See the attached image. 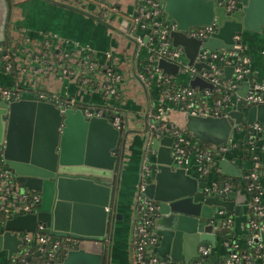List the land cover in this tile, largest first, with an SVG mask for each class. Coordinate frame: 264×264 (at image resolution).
Masks as SVG:
<instances>
[{
	"label": "water",
	"instance_id": "water-1",
	"mask_svg": "<svg viewBox=\"0 0 264 264\" xmlns=\"http://www.w3.org/2000/svg\"><path fill=\"white\" fill-rule=\"evenodd\" d=\"M48 1L84 12L115 28L126 38L127 43L132 44V61L138 56L139 48L144 45L148 48L147 37L156 27L151 24L153 15L145 16L149 6L145 0H134L137 7L130 13L121 12L120 4L117 3L110 4L111 6L100 4L104 0L96 1L98 12H90L60 0ZM160 1L164 13L162 19L175 22V27L169 30L172 45H181L188 63L197 69L208 67V64L194 60L199 47L220 51L236 48L235 45L247 47L248 39H255L258 33L264 34V0H234L229 8L228 1ZM11 7V0H0V43L7 47L1 53H10L13 68L16 66L14 53L5 44ZM110 14H118V20L122 19L120 27H115L108 21ZM124 14L126 15L123 16ZM139 22L148 29L142 41L136 33ZM212 22L216 23L217 28L205 39L185 32L191 25ZM153 35L155 38L156 35ZM65 40L68 42L70 39ZM74 43L76 45L71 49H66L58 41L54 42L45 35L38 45L39 50L31 51V54L25 51V54L32 57L37 54L39 62L57 61L55 70L61 77L64 75L61 73L63 66L60 67L59 64L73 57V63L79 67L77 82L81 86L89 87V91H101L106 98L112 96L114 100L119 99L122 74L109 63L107 66L120 74V80L111 82L105 77L99 79L96 71L105 73L107 66L101 68L102 61L91 49V58L98 65L95 68L85 65L81 61L80 50L82 46H89L77 41ZM63 51L68 52L70 57L61 56ZM106 56L110 57L111 52L106 51ZM156 65L162 74L174 77L179 74L178 64L163 56L158 57ZM23 67L24 73L30 71L29 65ZM233 67L231 63L225 64L220 80H230ZM69 68L73 73L66 75L74 76L76 70ZM134 75L147 95L146 82L135 71ZM105 81L115 86V92H105L100 87ZM187 81L191 89L198 93L204 88L213 89V82L198 74L188 77ZM249 86L244 79L240 80L235 89L239 97L235 107L228 110L226 115L185 113L184 126H176L185 133L188 131L195 139L213 144L212 148L226 144L229 150L233 144L232 136L245 124L255 120L264 121V103H248L245 99ZM23 94L24 90L19 98L12 99L0 95V165L8 167L21 186L38 191L41 199L37 209L32 212L15 215L2 212L0 251L6 249V252L0 254V264H110L115 220L122 218V213L117 212L120 185L123 172L128 168L126 166H131L129 158L132 152L140 159L134 202L137 208L143 197L151 201L149 213L159 237L150 251L172 260L190 263L198 255L199 244L209 243L214 248L218 236L222 237V241L236 236L234 223L230 226L217 223L219 216L216 211L219 206L223 207L233 218V222L235 216L243 212L247 194L245 196L244 185L240 184L239 179L246 170L245 159L238 163L235 157H226V151L220 154L219 173L224 176L220 181V188L226 180L232 186L225 193L218 191L208 194L204 191V179L192 175L174 161L173 144L176 137L170 131V123L163 129L164 120L154 121L149 112H145L140 117L141 120L137 118L134 127L128 128L126 117L121 113L123 125L118 128L112 124V114L109 113L120 111L116 102L91 105L77 98L73 102L71 97L56 94H49L56 96L47 99L37 97L36 93L29 97ZM98 108L104 109L100 115L94 113ZM86 110L93 113L87 115ZM130 133L136 136L128 141ZM134 151L139 152L135 154ZM239 187L240 194L236 196ZM38 223L44 224V232L50 235V241L71 236L78 240L76 245L67 248L55 262H45L33 236ZM23 251H26L24 261L19 257ZM34 255L38 257L37 262L33 259ZM221 261L213 249L206 263L216 264Z\"/></svg>",
	"mask_w": 264,
	"mask_h": 264
},
{
	"label": "built area",
	"instance_id": "built-area-1",
	"mask_svg": "<svg viewBox=\"0 0 264 264\" xmlns=\"http://www.w3.org/2000/svg\"><path fill=\"white\" fill-rule=\"evenodd\" d=\"M228 1L229 8L234 0H216L217 3ZM149 5L146 9L145 16L153 15L151 24L156 25L149 35V51L146 65L147 73L140 72L139 76L144 82L152 83L153 77L156 75L161 83V92L163 98L158 105H155L149 112L154 121L163 120L170 107H175L184 113H192L197 115H226L228 110L234 108V91L240 80L245 79L250 72L249 56L240 45H235L236 48L229 50H212L207 47H199L194 57L195 61L208 64V67L202 66L197 69L193 64L188 63L181 45H172L169 37V30L175 27V22H167L162 19L164 13L160 6V0H145ZM142 11V8L140 9ZM143 15V14H142ZM217 28L216 23L199 24L189 26L185 32L187 35L196 38L205 39ZM156 37L154 38V35ZM142 41L141 37H138ZM156 41L154 44L153 41ZM3 48H7L0 43V65L4 70L12 69V60L10 53L6 51L1 53ZM242 52L240 54L239 52ZM81 61L90 68L97 67V62L91 58L90 48L82 47ZM31 54V50L27 51ZM63 57H70L68 52L60 53ZM84 55V57H82ZM163 56L179 66V73L184 72L188 77L196 74L213 82V89L220 90L221 85L225 84L231 90V94L225 93L222 97L212 100L211 104L206 98L210 92L208 88H204L200 93L195 92L191 87L184 82L178 83L177 86L171 87L173 78L171 74H162L161 69L156 65L158 57ZM79 57V58H80ZM233 64L232 77L228 81L220 80L223 75V66L225 64ZM61 73L66 75L73 73V70L68 66L61 68ZM149 73V74H148ZM105 79L112 81L120 80V74L112 70L111 66L105 68ZM108 81L101 83V88L105 92H115V86ZM22 91L19 87H0V95L6 99L19 98ZM37 97L47 99L55 98L56 95H49L43 91H36ZM248 103H264V78L250 82L248 92L245 96ZM104 112L103 108H98L94 113L100 115ZM93 112L86 110V114L90 115ZM112 114V124L116 127L123 125L122 114L118 110L109 111ZM153 125V124H152ZM245 128V141L249 143L247 151L250 152V160L252 165L247 171H244L242 178L245 180L243 189L247 194L246 206L249 212L247 220L246 244L240 245L234 239L224 238L223 244L227 248V254L222 260L223 264H264V252L260 249L264 247V170H258L261 165L262 158L264 159V143L257 145L259 139L264 134V121L255 120L247 123ZM171 133L176 137L173 144L174 161L183 166L192 175L199 176L206 181L204 191L208 194L215 192H226L231 188L230 181H225L224 186L220 188V181L224 176L219 173L217 179H212L211 162L215 155L220 156L227 151L226 144H219L215 147H206L198 145L192 141L191 135L183 132L176 125L171 126ZM235 144L233 143L232 146ZM259 150V151H258ZM146 169V166H143ZM40 193L21 186L16 179L15 174L6 166L0 165V211L6 215H15L19 213L32 212L37 209L40 203ZM151 201L143 197L137 204V215L133 223L134 237H133V253L131 264H207L209 255L213 251V247L208 244H199L197 247L198 255L190 263H184L181 260H172L169 257L158 255L151 248L157 244L159 237L155 233L153 220L149 213L151 208ZM216 214H218L217 223L222 226H230L233 223V218L229 216L228 212L221 206L218 207ZM255 214V217L253 216ZM45 226L43 223H38L33 236L37 241V249L40 250L45 262H55L58 257H61L65 250L74 247L77 239L71 236L60 237L54 241L49 240V234L44 232ZM256 242L254 253L248 252L246 247ZM26 251H23L19 257L24 261ZM254 256L261 258L260 263L254 261Z\"/></svg>",
	"mask_w": 264,
	"mask_h": 264
},
{
	"label": "crops",
	"instance_id": "crops-1",
	"mask_svg": "<svg viewBox=\"0 0 264 264\" xmlns=\"http://www.w3.org/2000/svg\"><path fill=\"white\" fill-rule=\"evenodd\" d=\"M32 2L31 7H29L28 9V15L29 18L32 19V24L34 25V21L36 22H40L43 21L44 23H41L38 26L35 27H29L25 25H18V29H28L32 32V35L34 36V38H36L37 34L42 33V32H49L47 31V28H51L52 32L51 34H53L54 36H59V35H68L66 36V38H71L72 44L76 45L74 42H79V44L81 45H88L89 48L95 53L96 57L98 56L96 54L97 51H100L102 48H106L107 49L105 51H109L111 52V56L109 59V63H112L113 66L115 67L116 64L118 62H123L125 61V56L123 55H118L116 53V50L113 49L111 51V47L113 48V45H117V37H115V32L118 33L120 35V37L122 36L115 28L109 27L107 25H105L104 23L96 20L95 18L91 17L90 15L81 12L79 10L76 9H72L60 4H56L53 2H50L48 0H29ZM93 1V0H91ZM95 1H99V0H95ZM101 1V0H100ZM105 2H99L100 4L104 5V6H111L114 5L115 3H107V0H104ZM34 2V3H33ZM84 0H77V6L84 8L82 5H79L81 3H83ZM111 4V5H110ZM119 4V3H117ZM131 7L130 12H132L137 6H135L134 4V0L133 3H130L126 8ZM88 7H85L84 9L87 10ZM129 12V13H130ZM126 14H124L123 16H125ZM88 19V20H87ZM121 18L119 19V24H115L113 26L115 27H120L121 24ZM112 24V23H111ZM56 34V35H55ZM144 36V35H143ZM143 36H139V37H143ZM28 37V36H26ZM24 38V40L28 41L30 40L28 38ZM70 40H68V42L65 43H69ZM58 44L61 45V43L58 41ZM105 45L104 47H102V45ZM62 46V45H61ZM145 46V45H144ZM83 47V46H82ZM127 47L128 49L132 48V44L131 43H127ZM8 49H10L8 47ZM243 50L248 54L249 56V68H250V72L248 74V76H246V78L244 79L245 82H248L250 84V82L252 81H256V80H261L264 78V34L262 33H258L256 34L255 39H248V45L247 47H243ZM12 52V49H11ZM106 54V53H105ZM30 58L32 59V64H33V68L31 70V72L33 73V78L34 81L36 80V76L38 74H41L43 76H45L46 78L49 77L50 75V71L53 69L55 70V66L57 64H55L57 61H52L50 60L49 62H39L38 59V55L34 54L33 57L30 56ZM115 58H118V61H115ZM137 56L135 57L134 61H132L131 59V54H128V64L130 63L133 69V72L135 71L136 73H140V69L138 70V67L136 66L137 63ZM100 61L104 62V59H99ZM13 62V60H12ZM101 62V63H102ZM139 62V60H138ZM46 63H49L46 65ZM108 63V64H109ZM55 65V66H54ZM24 67H22L23 69ZM22 69L17 68V63L16 66H13V68L11 70H7V72H11L12 75L9 78H13V80L15 81V87H19L21 89V91L23 92H30L31 94L36 93V91H43L45 93H48V91H44L42 89L39 88V84L40 82H38L36 80L34 86H30L29 88H25L22 87L19 84L18 81V77H19V71ZM47 69V70H46ZM5 71L6 70H1L0 69V74L2 75V77L4 79H6L5 77ZM56 73V72H55ZM57 74V73H56ZM58 76V74H57ZM65 76L67 75H63L58 76L59 78H61L62 80L65 79ZM73 76L69 75V83L63 85V88L61 90V94L59 93H48V94H56L57 96H63V97H71L73 102H76L74 99L77 97V86H78V82H76V88L73 89L71 88V85H74L72 82H70L71 78ZM188 79V78H187ZM187 79H184L181 82L187 83L188 81ZM124 80V79H123ZM180 82V83H181ZM72 83V84H71ZM152 83H146L147 85V95H145L144 92V97L142 100L137 101V104L139 105L140 109H141V116H138V118H142L143 114L145 112H150V110L155 106L158 105L161 102V98H160V93L159 91H155L153 88L150 87ZM120 85V83H119ZM21 86V87H20ZM89 88V87H88ZM89 91V90H88ZM128 88L127 89H121V96L122 98L120 99H116L114 100L117 104V106L121 105V102L124 100L126 105L128 106V101H130V96H128ZM238 94L235 93L234 91V102H236V99L238 98ZM121 101V102H120ZM114 103V102H113ZM235 107V104L234 106ZM120 110V109H119ZM122 114H124V117H126V115H128V108H126L124 111L120 110ZM136 111V110H134ZM184 116L185 113L178 110L175 107H170V109H168L167 114L165 116L164 123L162 124V128H165V125L167 123H170L171 126L173 125H180V126H184ZM140 118V120H141ZM139 120V121H140ZM264 135V134H263ZM135 154L136 152L139 151H134ZM135 157V158H134ZM245 159V163H244V168L248 169L251 167L252 162L249 163L250 161L248 160V158H244ZM129 163L131 164V166L127 165L126 167H128L125 172H123V176H122V181H121V192L119 195V199H118V207H117V212L118 213H122V217H123V212L125 211V206L126 204H128V208L130 209V205L132 204V202L134 201V192H135V183L137 180V176H138V172L140 171V159L138 155H134V153H131V156L129 158ZM238 191L236 193V196H238L240 193H238L240 191V187L237 188ZM243 192V191H241ZM246 196V193H245ZM131 210V209H130ZM127 211V210H126ZM134 213V218L132 219V222H130L128 224V228L123 227L121 225L118 224V220H115V231H114V236H113V241H112V248H111V262L110 264H121L120 263V255L121 253L117 252V249L120 248L122 251H124L125 246H127V257L126 254L124 253V260H126V264H131V260H132V253H133V237H134V229H133V223L135 220V217L137 215V208H136V204L134 207V210H131ZM129 212V210H128ZM234 227L235 230L239 231V233L242 231V225L238 224V220L235 216L234 218ZM126 230L127 234L125 235V239L123 240V236L122 233H124V231ZM120 232V233H119ZM247 230L246 232L240 233L241 237H246ZM127 236V237H126ZM245 244H246V238H245ZM243 244V245H245ZM226 248V246H225ZM227 251V248H226ZM6 252V249H2L0 251V253H4ZM213 252V251H212ZM123 259V257H121Z\"/></svg>",
	"mask_w": 264,
	"mask_h": 264
},
{
	"label": "rangeland",
	"instance_id": "rangeland-1",
	"mask_svg": "<svg viewBox=\"0 0 264 264\" xmlns=\"http://www.w3.org/2000/svg\"><path fill=\"white\" fill-rule=\"evenodd\" d=\"M12 1V7L10 10V19H9V24H8V29H7V37H6V43L8 44V47L10 49H12V52L14 53V59L16 60L17 63V68L22 69V67L24 65H29L30 69L32 70L33 68V64H32V59L30 58V56H28L27 54H25V51L27 52L28 50L31 51H35V50H39L38 45L42 42V40L44 39V36L47 35L48 37L52 38L54 42L59 41L62 45V47H65L66 49H71L73 44L70 39V42L67 44L65 43V38L68 35H59V36H53L51 34L52 29L51 28H47V31L49 32H42L37 34L36 38H34V36L32 35V32L28 29H18V25H25L31 27H35L40 25L41 23H44L43 21L40 22H36L34 21V25L32 24V19L29 18V7H31L32 2L29 0H11ZM60 1H64V2H68L71 3L73 5H77V0H60ZM107 3H119L120 4V11L123 13H129L131 10V7L126 8L130 3H133V0H107ZM34 3V2H33ZM82 5L84 8L88 7L87 10L90 12H98V5L96 4V1L93 0H84L83 3L79 4ZM28 11V12H27ZM88 20V19H87ZM108 21L110 23H112L113 25L115 24H119V20H118V14L117 15H113L110 14V16H108ZM25 23V24H24ZM32 29V28H31ZM148 31L147 28L142 27L140 22L138 23V26L136 27V33H138L139 35L143 36L146 32ZM28 36L30 37L28 41L24 40V38ZM115 37H117V45H113L114 47H111V51L113 49L116 50V53L120 56L123 55L125 56V61L123 62H118L115 66V70L120 72L123 76V81L120 83V91L122 89H127L128 88V96H130V101H128V106L126 105L125 101L123 100L121 102V105L119 106V109L124 111L126 108H128V115H126V123L128 124V128L134 127L136 125V120L138 118V116H141V109L139 107V105L137 104V101L142 100L144 97V90H143V86L141 85V83L139 82V79L134 75L133 69L131 64H128V54L131 52V49H128L127 47V40L126 38H124L123 36L120 37V35L118 33L115 32ZM153 43L155 44L156 41L154 39ZM105 45L103 44L102 47H104ZM24 47V50L22 51L21 49ZM106 48H102L100 51H97L96 54L98 55L97 58L98 59H104V62L101 63V68H105L108 63H109V59L110 57L106 56ZM149 51H147V46H142L141 48H139V53H138V58H137V67L138 70L140 69V72L143 73H147L146 71V57L148 56ZM139 60V62H138ZM74 58L70 57L67 60L62 61L59 66L62 67L64 65H67L68 67H72L73 69L76 70V74L71 78L70 82H72L74 85H71V88L75 89L76 88V82L78 81V72L77 69L79 68L77 66V64L73 63ZM115 61H118V58H115ZM55 66V65H54ZM1 70L3 71V67L0 66ZM30 71H27L26 73H24L23 71H19V77H18V81L19 84L22 87L25 88H29L30 86H34L36 80L38 82H40L39 84V88L44 90V91H48V93H59L61 94V90L63 88V85L68 84L69 83V75L65 76V79H61L57 76V74L55 73L56 70L53 69L49 72L50 75L49 77H45L41 74H38L36 76V80L34 81V76L33 73ZM96 74L98 75L99 79H103L106 75L105 73H103L102 71H96ZM12 75L11 72H7L5 71V77L6 79H4L2 77V75L0 74V87H10L13 88L15 87V81L13 80V78H9ZM188 75L184 72H180L175 78H173V81H175L177 84L180 83L181 81H183L184 79H187ZM71 83V84H72ZM151 88H153L155 91H159V93L161 92V83L159 82V80L157 79L156 75H154L153 77V82L150 85ZM23 96L25 97H29L31 96L30 92H24ZM79 101L81 102H86L89 103L91 105H109V103H113L114 98L111 97H107L103 95V93L101 91L98 90H93V91H88V87H83L78 83L77 86V97H76ZM122 98V96H120V99ZM160 98L162 99L163 96L162 94H160ZM207 101L209 104H211L212 100L211 97H206ZM136 110V111H134ZM245 127H243L241 130H239L235 135L232 136V140L231 143L234 144H239V146H232V148H230L229 150H227L225 152V156L228 158L231 157H235V160L240 163L242 159L248 158V160L250 159V152L247 151L249 148V143H247L245 141ZM136 136V134H132L130 133L128 136V141H131L134 139V137ZM192 141H195L198 145H204L206 147H211L213 146V144L208 143V142H202L200 140H196L193 136H191ZM262 143H264V135L261 136V138L259 139L257 145H261ZM259 151V150H258ZM218 158L219 156L215 155L214 160L211 162V167H212V179H217L218 175H219V166H218ZM250 161V160H249ZM251 163V161L249 162ZM244 171H247L244 170ZM240 184L245 183V180L243 178L239 179ZM135 207V202L133 201L132 204L130 205V209L134 210ZM128 208V204H126L125 206V211L123 212V217L121 219H119L117 222L119 225L128 228V224L130 222H132V219L134 218V213L133 211H131ZM127 210V211H126ZM129 210V212H128ZM248 216H249V212L247 210V206L244 205L243 206V212L238 214L236 216L237 220H238V224L242 225V231L240 233L246 232L248 224H247V220H248ZM120 233V232H119ZM239 231L235 230V234L236 236H230L231 239H237V241L239 242L240 245L245 244V238L240 236ZM127 234L126 230L124 231V233H122V236L124 237L122 241H124L125 239V235ZM30 236H32V233L30 232ZM127 237V236H126ZM125 246V250H127V246ZM215 250V252L219 255V257L221 258V260L224 259V257L227 254L225 245L222 242V237L218 236L217 239V243L213 248ZM122 251L120 248L117 249L118 253H121L120 255V263L121 264H126V260H124V256L123 254H126L127 257V251ZM124 252V253H123ZM1 254V253H0ZM123 257V259L121 258ZM260 263V261L258 262Z\"/></svg>",
	"mask_w": 264,
	"mask_h": 264
},
{
	"label": "trees",
	"instance_id": "trees-1",
	"mask_svg": "<svg viewBox=\"0 0 264 264\" xmlns=\"http://www.w3.org/2000/svg\"><path fill=\"white\" fill-rule=\"evenodd\" d=\"M239 53L242 54L241 51H240ZM148 63H149V61H147V59H146V65H147ZM147 69H148V68H147ZM147 69H146V71H148ZM148 74H149V73H148ZM177 85H178V84H177L175 81H173V83L171 84V87H174V86H177ZM225 93L231 94V90L228 89L227 86H226L225 84H223V85H221L220 90L213 89L207 97H211V100H214V99H216V98H218V97H222L223 94H225ZM203 100H207V99L203 97ZM183 130L186 131L185 129H183ZM186 132L189 134L188 131H186ZM196 140H197V139H196ZM246 158H247V156H246ZM258 170H260V171L264 170V159H263V158H262V161H261V165L258 166ZM263 176H264V174H263ZM0 216H2V212H1V211H0ZM253 216L255 217V214H253ZM256 244H257V243L254 242L253 244L247 246V247H246V250H247L248 252L254 253V249H255ZM260 251H261V252H264V247L261 248ZM33 259H34V261L37 262L38 257L34 255ZM254 261L259 262V261H261V258H259V257L257 258V257L254 256ZM216 264H223V263H222V261H221V262H218V263H216Z\"/></svg>",
	"mask_w": 264,
	"mask_h": 264
}]
</instances>
